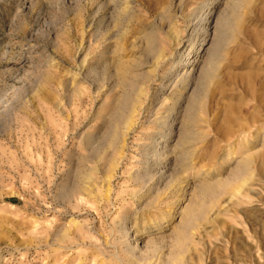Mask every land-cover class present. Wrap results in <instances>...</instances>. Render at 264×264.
<instances>
[{
    "label": "rangeland",
    "instance_id": "rangeland-1",
    "mask_svg": "<svg viewBox=\"0 0 264 264\" xmlns=\"http://www.w3.org/2000/svg\"><path fill=\"white\" fill-rule=\"evenodd\" d=\"M191 68L187 168L160 178L156 108ZM262 153L264 0H0V264H264Z\"/></svg>",
    "mask_w": 264,
    "mask_h": 264
},
{
    "label": "bare ground",
    "instance_id": "bare-ground-1",
    "mask_svg": "<svg viewBox=\"0 0 264 264\" xmlns=\"http://www.w3.org/2000/svg\"><path fill=\"white\" fill-rule=\"evenodd\" d=\"M126 5H129V4H126ZM124 8H128V7H124ZM205 30L203 32H206V36H207V28H204ZM206 36L202 39V41H206ZM149 37L147 38V40L149 41ZM151 48V47H150ZM147 50V49H146ZM205 50V49H204ZM206 53H209V50L208 48H206L205 52H204V55ZM165 60V59H164ZM177 60V59H176ZM209 60V59H208ZM163 62H166V61H163ZM193 62H199V58H193V60L191 61L189 58L188 59H184V62H181L183 63L182 65L183 66H187V65H191L193 64ZM212 64V62H210ZM197 65V64H196ZM206 67V66H205ZM193 68H191L190 70L186 71V70H183V71H179V73L176 74V72L172 73V76L174 78L168 80V83L164 85V89H170V95H169V98H171L173 100V103L170 105H167L165 106V98H163V100H161V107L159 106L158 108H156V113L159 112L160 108H164V111H162L161 115L159 118H156V124H158V128H161V129H165L167 128L168 129V133L166 132H163L159 135V137H153V140L155 142V145H154V148H153V167L152 169H161L159 172L161 173L160 174V178L162 177H165L166 176V173L163 172V168L165 170V167L167 165V162L169 161H172V158L173 157H180L182 159V164H180V166L178 165V167H176V170L174 173H172V179H179L180 178V174L182 172H184L186 170V165L185 164V160L188 158V154H189V149L190 147L188 148L186 146V142L188 141V139L190 138L189 136V131L190 129L188 130L187 126H189L187 123L189 122H192L193 120V115H192V110L190 109V107H186V115L184 116V118L182 119L181 121V126H182V132H180V136L177 137V139L175 140V143L173 145H169L168 144V141H170L169 139V136H171V133L173 132V125L175 123V121H177V113L179 112L178 111V108L180 107V103L183 99V92L187 89H189L192 85H191V79L193 80V72H192ZM174 71V70H173ZM195 71V70H194ZM209 72V71H208ZM206 73V72H205ZM204 73V74H205ZM197 78L199 77L198 75H196ZM206 76V75H205ZM203 76V77H205ZM118 77H120L118 75ZM195 78V76H194ZM197 78H195V80H197ZM200 79V78H198ZM195 82V81H194ZM195 84V83H194ZM199 84V83H198ZM201 84V83H200ZM163 85V84H162ZM196 86V85H195ZM195 88V87H194ZM197 88V86H196ZM195 88V89H196ZM137 97L135 100L131 101V105H130V109H129V112L128 114L125 116V120L123 122V131H122V136L123 134H125L126 132H128L130 130V128L132 127V123H133V120H134V114L138 112L139 110V106H140V109L143 110V113H146V112H151L152 111V107H151V104H147V105H142L139 101V96L143 94V89L142 88H138L137 90ZM164 91V90H163ZM124 92V91H123ZM196 92V91H195ZM166 94V93H165ZM142 97V96H141ZM149 98V97H148ZM198 98V97H197ZM150 99V98H149ZM186 99V98H185ZM196 97L192 98L191 99V102L193 103V101H196L195 100ZM119 100V99H118ZM167 100V99H166ZM152 101V100H151ZM117 102V101H116ZM197 103V102H196ZM130 104V103H129ZM141 104V105H139ZM113 106V105H112ZM120 107V106H119ZM128 107V106H126ZM113 108V107H112ZM111 108V109H112ZM122 109V108H121ZM154 109V108H153ZM116 111V110H115ZM121 111V110H120ZM128 111V110H127ZM155 111V109H154ZM153 111V112H154ZM155 113V114H156ZM180 113V112H179ZM139 114V113H138ZM154 114V113H152ZM151 114V115H152ZM159 114V113H158ZM181 114V113H180ZM140 115V114H139ZM112 116V115H111ZM112 120V119H111ZM122 122V120H121ZM117 123V122H116ZM191 124V123H190ZM118 129L117 127H115V129H113L112 131V134H111V140H112V144L114 141H118V142H121V139H119L118 137ZM110 137V136H109ZM106 142V141H105ZM189 142V141H188ZM104 143V142H103ZM109 143V142H108ZM106 144V143H105ZM117 144V143H116ZM115 145V144H113ZM111 148V147H110ZM104 149V148H103ZM152 153V152H151ZM251 157V156H250ZM250 157L248 159L245 160V165H244V168H241L240 170L241 171H238V175L240 173H243L246 169V167H248L249 165V162H250ZM179 158V159H180ZM257 158H259L261 164H260V167H261V170H264V153L260 154ZM252 160V159H251ZM178 162V161H176ZM117 166V165H115ZM114 166V167H115ZM95 169V168H94ZM106 170V169H105ZM91 171V170H90ZM110 171V170H109ZM173 171V170H172ZM240 172V173H239ZM104 173V172H103ZM107 173V171H106ZM105 173V174H106ZM164 173V174H163ZM164 176H163V175ZM170 174V173H169ZM109 175V174H108ZM107 175V176H108ZM144 175V174H143ZM170 175V176H171ZM84 176V175H83ZM94 176V175H92ZM144 176H148L149 179H151L152 175H149V173H146ZM169 177V176H168ZM87 178H91L89 175ZM143 178V177H142ZM148 179V180H149ZM153 179V178H152ZM82 180V179H81ZM93 180V178H92ZM89 182V181H88ZM91 183V181H90ZM239 183V182H238ZM180 185V184H179ZM203 186H201L203 189L205 188H211L213 186L210 187V185L207 187V185L205 184H202ZM225 185V184H224ZM223 185V186H224ZM228 186V185H226ZM244 186V185H243ZM225 187V186H224ZM185 188V187H184ZM150 188L146 189V191H149ZM241 191V185L236 187L233 191V195H236L238 192ZM207 192V191H206ZM141 194V193H140ZM137 195L138 197V200L140 198V195L138 193L135 194V196ZM151 200L148 202L147 206L151 205Z\"/></svg>",
    "mask_w": 264,
    "mask_h": 264
}]
</instances>
